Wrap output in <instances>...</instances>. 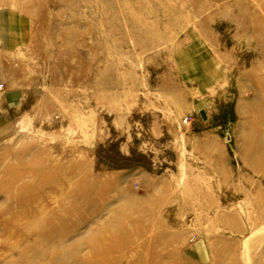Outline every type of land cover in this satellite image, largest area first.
<instances>
[{"label":"rangeland","instance_id":"rangeland-1","mask_svg":"<svg viewBox=\"0 0 264 264\" xmlns=\"http://www.w3.org/2000/svg\"><path fill=\"white\" fill-rule=\"evenodd\" d=\"M0 264H264V0H0Z\"/></svg>","mask_w":264,"mask_h":264}]
</instances>
